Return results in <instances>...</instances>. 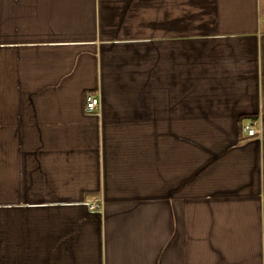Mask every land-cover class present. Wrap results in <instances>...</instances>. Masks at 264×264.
<instances>
[{"label":"crops","instance_id":"1","mask_svg":"<svg viewBox=\"0 0 264 264\" xmlns=\"http://www.w3.org/2000/svg\"><path fill=\"white\" fill-rule=\"evenodd\" d=\"M0 264H264V0H0Z\"/></svg>","mask_w":264,"mask_h":264},{"label":"built area","instance_id":"2","mask_svg":"<svg viewBox=\"0 0 264 264\" xmlns=\"http://www.w3.org/2000/svg\"><path fill=\"white\" fill-rule=\"evenodd\" d=\"M99 104V100L96 97H89L86 101L85 109L87 112H92L96 109ZM257 122L251 121L248 124H245L242 128L243 132L245 133L246 137H254L257 134ZM98 207V204L92 203L89 208L94 210Z\"/></svg>","mask_w":264,"mask_h":264}]
</instances>
